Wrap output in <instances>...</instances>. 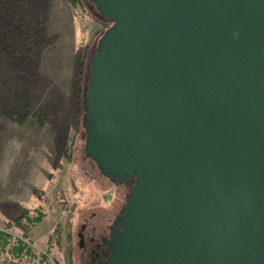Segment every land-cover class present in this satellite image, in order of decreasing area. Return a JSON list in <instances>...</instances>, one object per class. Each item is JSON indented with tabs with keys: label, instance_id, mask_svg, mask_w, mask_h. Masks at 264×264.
Listing matches in <instances>:
<instances>
[{
	"label": "water",
	"instance_id": "95a60500",
	"mask_svg": "<svg viewBox=\"0 0 264 264\" xmlns=\"http://www.w3.org/2000/svg\"><path fill=\"white\" fill-rule=\"evenodd\" d=\"M86 154L133 182L104 264H264V0H93Z\"/></svg>",
	"mask_w": 264,
	"mask_h": 264
},
{
	"label": "rangeland",
	"instance_id": "374dc122",
	"mask_svg": "<svg viewBox=\"0 0 264 264\" xmlns=\"http://www.w3.org/2000/svg\"><path fill=\"white\" fill-rule=\"evenodd\" d=\"M82 1L83 11L71 0H0V231L22 238V228L13 219L26 207L47 212L32 226V241L26 239L34 254L14 257L0 250V264H47L42 254L52 264L54 258L67 264L65 248L48 240L58 223L69 221L73 264H87L78 231L83 224L87 233L93 226L105 231L131 187L103 175L87 156L83 123L72 159L67 156L74 131L76 60L85 56L86 73L98 40L111 24L91 8L90 0ZM40 111L46 113L41 119Z\"/></svg>",
	"mask_w": 264,
	"mask_h": 264
},
{
	"label": "trees",
	"instance_id": "16d2710c",
	"mask_svg": "<svg viewBox=\"0 0 264 264\" xmlns=\"http://www.w3.org/2000/svg\"><path fill=\"white\" fill-rule=\"evenodd\" d=\"M90 1H91L90 4L91 8L97 10L100 16L106 18L103 14H101L98 11L94 1L93 0ZM71 2L73 6H75L77 9H81L82 11L85 9L82 0H71ZM93 20L96 19L93 18ZM91 56L89 59V63L87 67L88 69L86 73L84 72L85 56L82 55L79 61L76 60V65L78 69L76 70L77 72L75 71V76H74L75 78L73 80L74 95H73V103H72V113H73L72 127H74V131L71 134V142L67 146V156L70 159H72L73 148H74V144L76 143L79 127L81 126L82 123L85 126L87 125L86 94L88 90L89 72L91 68ZM84 76L86 78L84 82L85 84H83ZM26 106L27 109H29L28 105ZM38 114H39V118L40 115L42 114L46 115V113L43 111L38 112ZM127 181L131 185L133 184V182L129 181L128 179ZM46 215L47 212L40 208H34V209H30L27 207L24 208L22 212L13 219L14 224H17V226L22 228L23 231L22 238L20 237L15 238L13 235L7 233L4 230L0 231V250L4 252H10L14 257L33 255L34 248H32V246L28 242H26V239L32 241V237H31L32 226L42 221ZM70 224L71 221H69V224L67 225L66 223L62 225L58 223L48 240V241H52V239H55L61 248H65L67 264H73V252H74V235ZM10 226L11 224L9 223V227ZM48 252H51V247L48 249ZM41 260L42 262H47V264H52L51 261H49V258L45 254H42ZM54 260H55V264H60L56 258H54Z\"/></svg>",
	"mask_w": 264,
	"mask_h": 264
},
{
	"label": "flooded vegetation",
	"instance_id": "af4514ba",
	"mask_svg": "<svg viewBox=\"0 0 264 264\" xmlns=\"http://www.w3.org/2000/svg\"><path fill=\"white\" fill-rule=\"evenodd\" d=\"M125 182L130 184L127 180L115 183L122 184ZM130 186L132 185L130 184ZM124 208L125 207L120 210L117 216L119 214H123ZM113 223L108 224V227H106L105 231L102 232L97 231V227L93 226L92 230L87 233V227L85 224H83L81 229L78 231V243L81 248V256L87 264H104L108 254L111 252V246L108 244L107 240L110 237L111 225Z\"/></svg>",
	"mask_w": 264,
	"mask_h": 264
}]
</instances>
